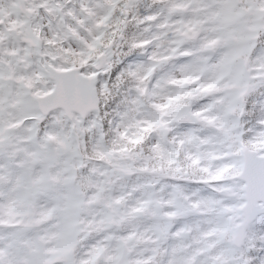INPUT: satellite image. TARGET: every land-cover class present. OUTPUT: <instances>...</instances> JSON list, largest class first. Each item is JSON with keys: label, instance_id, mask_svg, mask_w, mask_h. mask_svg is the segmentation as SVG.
Masks as SVG:
<instances>
[{"label": "snow or ice", "instance_id": "1", "mask_svg": "<svg viewBox=\"0 0 264 264\" xmlns=\"http://www.w3.org/2000/svg\"><path fill=\"white\" fill-rule=\"evenodd\" d=\"M0 264H264V0H0Z\"/></svg>", "mask_w": 264, "mask_h": 264}]
</instances>
